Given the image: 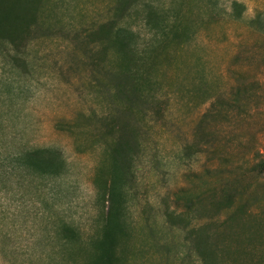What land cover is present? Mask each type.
Masks as SVG:
<instances>
[{"label":"rangeland","instance_id":"374dc122","mask_svg":"<svg viewBox=\"0 0 264 264\" xmlns=\"http://www.w3.org/2000/svg\"><path fill=\"white\" fill-rule=\"evenodd\" d=\"M18 61L0 59V264H206L199 239L264 264V0H41ZM31 147L64 171L22 166Z\"/></svg>","mask_w":264,"mask_h":264},{"label":"trees","instance_id":"16d2710c","mask_svg":"<svg viewBox=\"0 0 264 264\" xmlns=\"http://www.w3.org/2000/svg\"><path fill=\"white\" fill-rule=\"evenodd\" d=\"M40 2L41 0H0V59L4 64L12 66L13 69L20 65V61L18 60L23 59L26 46L32 39L33 26L37 20ZM232 5L235 10V15L237 17L241 16L245 6L238 1H233ZM118 93L128 102L135 97V91L132 87L128 90L122 87ZM133 135V130L123 135L120 134V137L116 140L115 146L111 149L115 170L120 172L121 175H124L128 170L129 155L127 154L132 149L131 138ZM19 160L22 161V163L25 162V165L22 166L31 169L33 173L39 176H55L63 172L65 168V161L60 152L54 148L31 147L29 151L21 155ZM240 209L241 208H237L233 210L231 214L226 217L225 222L227 223L235 218L240 212ZM68 228L70 227L66 229ZM68 231L71 230L68 229ZM56 234L57 238H59L58 230L55 231V236ZM204 248L205 241L199 239L196 243V249L204 256L206 264H214L212 262L213 260H211L213 254L210 252L208 256Z\"/></svg>","mask_w":264,"mask_h":264}]
</instances>
